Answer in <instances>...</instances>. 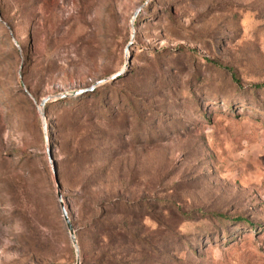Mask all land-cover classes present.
<instances>
[{
  "label": "rangeland",
  "instance_id": "rangeland-1",
  "mask_svg": "<svg viewBox=\"0 0 264 264\" xmlns=\"http://www.w3.org/2000/svg\"><path fill=\"white\" fill-rule=\"evenodd\" d=\"M0 264H264V0H0Z\"/></svg>",
  "mask_w": 264,
  "mask_h": 264
},
{
  "label": "trees",
  "instance_id": "trees-1",
  "mask_svg": "<svg viewBox=\"0 0 264 264\" xmlns=\"http://www.w3.org/2000/svg\"><path fill=\"white\" fill-rule=\"evenodd\" d=\"M232 77L234 78V80L237 82L238 81V79H237V77L232 73ZM262 86V84H256V85H254L253 87L254 88H259V87H261ZM88 97H96V102H95V104L94 105H97V106H99L101 103H102V98H103V95H102V91L101 90H96V91H94V89L93 90H88V91H86V92H83L82 93V95H81V97H79L80 99H83V98H88ZM56 101H58L59 103H64V104H67V101H69V99L68 98H66V97H60V98H58ZM106 112H109V111H107L106 110ZM108 205L110 204V205H114L115 207H119V208H121L122 210H127V209H129L128 207H129V202H127V201H124V200H122V199H115L114 201H111V202H108L107 203ZM239 218H237L236 220H238ZM96 218H94L93 219V222H92V224L94 223L95 225H97V222H99V220H97ZM230 220V219H229ZM240 220V219H239ZM243 221H247V220H243ZM247 223H248V221H247Z\"/></svg>",
  "mask_w": 264,
  "mask_h": 264
},
{
  "label": "water",
  "instance_id": "water-1",
  "mask_svg": "<svg viewBox=\"0 0 264 264\" xmlns=\"http://www.w3.org/2000/svg\"><path fill=\"white\" fill-rule=\"evenodd\" d=\"M141 7H138L135 12L133 13L132 15V18H131V23L133 24L134 21H135V18L138 14V12L140 11ZM93 88L90 87V88H84V89H78V90H74L72 91L71 93H62V94H59L56 98H60V97H64V96H68V95H78V94H81L83 92H86L88 90H92ZM49 98H43L40 102V106H43L44 103L48 100ZM58 198H59V201H60V207H61V212H62V215H63V218H64V221H65V224H66V227L68 229V232H69V235H70V238H71V241L75 247V250H76V253H78V245H77V240H76V237H75V234H74V228H73V225L68 217V214L66 212V209L64 207V204H63V201L60 197V193H58Z\"/></svg>",
  "mask_w": 264,
  "mask_h": 264
}]
</instances>
